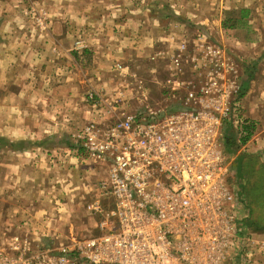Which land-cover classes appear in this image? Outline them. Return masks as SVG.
Returning <instances> with one entry per match:
<instances>
[{"label": "rangeland", "instance_id": "obj_1", "mask_svg": "<svg viewBox=\"0 0 264 264\" xmlns=\"http://www.w3.org/2000/svg\"><path fill=\"white\" fill-rule=\"evenodd\" d=\"M78 2L74 7L86 13L66 22L64 29L80 36L73 48L84 46L87 53L71 56L75 64L70 67L69 101L55 105L50 117L25 101L24 116L7 119L26 131L37 125L38 134L25 131L23 139H8L31 143V149L20 151L18 144L14 150L0 149V188L5 193L0 197V250L30 261L48 250L99 236L104 220L89 214L86 204L95 198L90 189L105 174L102 167L68 153L75 135L88 122L110 124L139 111L180 110L184 92L172 81L196 86L199 49L217 47L236 66L251 131L245 149H225L228 182L241 209L237 241L223 264H264V0ZM24 12L27 26L22 30L28 38L48 33L50 22L42 10L30 6ZM179 54L176 67L173 61ZM18 74V83L15 78L8 89L30 87V71L20 69ZM78 74L83 83L76 88ZM33 157L38 164L51 161L49 172L46 166L39 168L36 182L30 179L36 166L24 164ZM18 163L22 170L15 169Z\"/></svg>", "mask_w": 264, "mask_h": 264}, {"label": "built area", "instance_id": "obj_2", "mask_svg": "<svg viewBox=\"0 0 264 264\" xmlns=\"http://www.w3.org/2000/svg\"><path fill=\"white\" fill-rule=\"evenodd\" d=\"M183 48L178 49L181 52ZM197 85L172 113L139 111L114 123H86L69 154L103 168L86 204L102 217V233L30 261L0 264H223L237 241L241 207L229 185L225 140L245 149L250 122L243 114L236 66L223 49H199ZM181 55L174 57L179 66ZM94 100L93 95L88 96ZM74 136V137H75ZM89 193V191H88Z\"/></svg>", "mask_w": 264, "mask_h": 264}, {"label": "crops", "instance_id": "obj_3", "mask_svg": "<svg viewBox=\"0 0 264 264\" xmlns=\"http://www.w3.org/2000/svg\"><path fill=\"white\" fill-rule=\"evenodd\" d=\"M78 1L0 0V138L16 141L23 139L26 128H22L21 125L12 126L7 119L23 117L26 112L23 106L25 101L32 102L36 106V113L38 111L41 114L48 113V117L55 115V105L69 101L70 67L71 64H75L71 56L73 54L81 57L83 53H87L81 49L84 46L78 48L79 50L73 48L78 41L75 38L80 36L64 29V26L68 25L66 22L71 21L72 18L79 19L83 13H86V10L81 11L74 7L79 6ZM30 6L42 10L44 18L50 22V29L46 35L38 33L28 38L22 30L23 26H27L24 9ZM84 42L87 43L86 48H90L89 43ZM20 69L24 73L30 71V87H22L18 90L8 89L11 84L15 85L13 83L15 78L16 84L18 83ZM77 76L79 77L74 86L76 88L83 83L80 75ZM59 79L62 80L59 81ZM60 94L64 96L60 97ZM36 113L33 111L32 116H37ZM36 126L29 127L30 131H26L27 134L37 135L38 131L34 129ZM30 154L32 155V152ZM29 163L31 167L36 166L34 168L36 171L30 176L32 182L39 180L40 167L46 166L47 172L51 169L49 158L45 165L38 164L35 157L24 164ZM17 165L15 169L17 167V170L19 168L22 170V164ZM48 174H46L47 179L50 178ZM1 191L0 188V197L5 194Z\"/></svg>", "mask_w": 264, "mask_h": 264}, {"label": "trees", "instance_id": "obj_4", "mask_svg": "<svg viewBox=\"0 0 264 264\" xmlns=\"http://www.w3.org/2000/svg\"><path fill=\"white\" fill-rule=\"evenodd\" d=\"M232 27H230V29H231ZM251 138V131H249L248 132V134H247V136L245 137V139H243V144H245L249 139ZM16 144H18V146H20L19 147V149H21L20 151H23V150H28V149H30V147H31V143H26V142H21V143H11V142H9L8 140H6V139H3V138H0V149H5V148H9V149H12V150H14V149H16ZM225 145V149L227 148V147H229V148H235L236 149V147L234 146V144L233 143H231V141H230V139L229 138H226V140H225V143H224ZM68 147V146H67ZM70 148V147H69ZM263 192H264V188H263ZM238 220H239V217H238ZM240 226H239V223H238V228H239Z\"/></svg>", "mask_w": 264, "mask_h": 264}]
</instances>
